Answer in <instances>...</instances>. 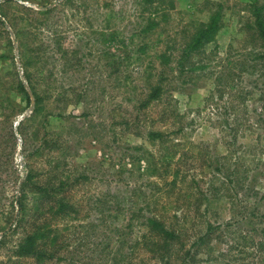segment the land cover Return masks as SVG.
Returning a JSON list of instances; mask_svg holds the SVG:
<instances>
[{"label": "rangeland", "instance_id": "1", "mask_svg": "<svg viewBox=\"0 0 264 264\" xmlns=\"http://www.w3.org/2000/svg\"><path fill=\"white\" fill-rule=\"evenodd\" d=\"M252 2L0 0V264L25 236L7 222L23 189L33 200L61 182L57 198L75 218L52 219L58 253L44 264H184L144 244L154 215L187 219V247L213 222L211 248L193 264H253L249 236L264 226V43ZM215 3L224 24L197 69L166 72L160 82L173 90L140 107L163 68L155 50L179 53ZM152 10L160 27L144 39ZM31 84L45 97L35 116Z\"/></svg>", "mask_w": 264, "mask_h": 264}, {"label": "trees", "instance_id": "2", "mask_svg": "<svg viewBox=\"0 0 264 264\" xmlns=\"http://www.w3.org/2000/svg\"><path fill=\"white\" fill-rule=\"evenodd\" d=\"M154 0H147V2L153 3ZM250 5V12L253 16V27L258 34V37L264 43V5H259L257 0H254ZM213 4V3H212ZM211 9V13L207 21L196 22V28L192 36L182 43L177 48V54L173 52L155 50L154 57L159 60L160 65L163 68L158 72V82L150 85L149 93L145 98L141 100L140 107H148L154 102H162V97L166 92H171L173 88L163 87L161 80H163L164 74L169 71H177L178 76L185 75L187 71H193L197 69L196 56L204 49L205 45L214 42L216 37L223 27V5L221 3H215ZM157 9V7H154ZM31 10V8H30ZM53 9L38 10L39 15L47 17ZM160 11H149V16L146 17V24L141 28L140 35L145 39L151 32H155L160 27ZM167 13L163 11L162 16L165 17ZM39 24L42 21H38ZM160 29V28H159ZM157 36H162L157 34ZM54 45L62 49V43H59V39H56ZM148 44L143 41L140 45L143 55L148 53ZM173 47H176L173 45ZM43 51V50H42ZM152 63V62H151ZM168 76V74H167ZM173 76V75H172ZM32 76H28L31 80ZM174 77V76H173ZM176 78V77H175ZM22 89L26 93L27 107L31 105V96L25 89V86L21 84ZM33 95L35 97V108L33 111L34 116L42 114L45 109V103L42 93L38 91L35 85L31 84ZM148 92V91H147ZM184 128H178L183 131ZM165 133L161 130H151L149 136L151 139L163 138ZM63 182L58 187L46 189L45 192H36L33 196V200H28V195L23 189L22 196L18 199V208L14 207V213H10L7 217V222L12 225L17 220L16 228H20L25 231L24 238L19 244L14 247L12 253L7 257L2 264H44L47 260L51 259L54 255L53 252H57V232L56 226L52 223V219L66 220L75 218L71 214L73 206L64 199L57 198L59 195V188L63 186ZM41 192V195H40ZM234 209V206H232ZM235 211V210H233ZM234 217V216H233ZM172 219L166 215H154L147 218L146 229L147 232L142 235L144 244L152 252L163 251L161 258L175 259V256L181 257L184 264L195 263V254L199 253V249L202 245L209 246L212 241V236L216 232L217 228L212 221L207 222L206 231L195 238L191 247H187L185 244V230L183 223H186L187 219ZM178 219V220H177ZM249 219L251 217L249 216ZM183 220V222H179ZM221 229V227H219ZM223 235V230L219 233ZM251 241V249L253 251V264H264V226L260 229L258 238L249 236ZM3 242V241H2ZM192 247L197 248V252L192 253Z\"/></svg>", "mask_w": 264, "mask_h": 264}]
</instances>
